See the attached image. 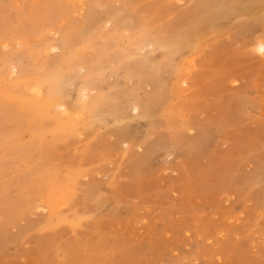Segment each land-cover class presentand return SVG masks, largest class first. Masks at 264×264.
<instances>
[{
	"label": "rangeland",
	"instance_id": "374dc122",
	"mask_svg": "<svg viewBox=\"0 0 264 264\" xmlns=\"http://www.w3.org/2000/svg\"><path fill=\"white\" fill-rule=\"evenodd\" d=\"M208 1L0 0V264H264V0Z\"/></svg>",
	"mask_w": 264,
	"mask_h": 264
},
{
	"label": "bare ground",
	"instance_id": "6f19581e",
	"mask_svg": "<svg viewBox=\"0 0 264 264\" xmlns=\"http://www.w3.org/2000/svg\"><path fill=\"white\" fill-rule=\"evenodd\" d=\"M190 1H192V0H190ZM246 2V4H249V3H252V4H254L255 5V8H257L256 7V4H255V2H256V0H255V2L253 3V1L254 0H245ZM206 2V3H205ZM205 2H204V5L203 6H206L205 8H202V13H206V11L207 10H210L211 8H212V6H211V3L208 1V0H205ZM191 6L193 7V6H196V5H194L193 3H191ZM215 8H219V7H215ZM216 10V9H215ZM244 11H248V9H243ZM242 10V11H243ZM198 14V11L194 8L193 9V11H192V13H191V15H193V19H192V29H191V32H190V35L192 36V39H194V41H197V40H199V38H200V35L198 34V32H199V29H197V27H199V25H202V24H204V25H206L207 24V29L208 30H214L215 29V27H216V24H217V20H219L217 17H214V15H209L208 16V14H206V16L205 17H208V18H199V20H198V18L196 17V15ZM221 18V17H220ZM108 23H109V25L110 24H113V30L114 31H117V29H118V27H117V23L115 22L114 23V21L112 22V20H109L108 21ZM188 33H186V35H187ZM263 37V36H262ZM60 39V38H59ZM57 40V39H56ZM149 43V42H148ZM152 45H157L158 44V41H153L152 43H151ZM142 45V44H141ZM148 45V44H147ZM132 46V45H131ZM134 46V45H133ZM161 46V45H160ZM140 47V46H139ZM50 49L51 50H57V49H60V50H62L63 49V45L61 44V43H57L56 42V44H51L50 45ZM254 49L259 53V54H261V55H264V40L262 41H258V39H257V42L254 44ZM13 56V55H12ZM64 57V56H63ZM20 60V59H19ZM100 63H101V58H98V61L95 63V65L96 66H94V64H93V62H90L89 63V65H87V64H79V69L80 70H83V71H85V74H87L86 76H88L89 74H91L92 72H93V70L92 69H94V70H97V67H100ZM63 66V65H62ZM10 67H12V66H10ZM101 68V67H100ZM13 70L11 71V74L12 73H14L16 70H20V66L18 65V66H14L13 68H12ZM72 72H74V70H71ZM17 72V71H16ZM80 72V71H79ZM84 74V73H83ZM43 76V75H42ZM74 76H76V75H74ZM85 76V75H84ZM86 76H85V78H86ZM66 77V76H65ZM68 77V76H67ZM83 77V76H82ZM74 78V77H73ZM84 78V79H85ZM38 83L35 85V87H34V91L36 92V95H38L39 97H40V101H39V103L38 104H36L37 105V107H39V108H32V107H30L32 110L34 109V110H42L43 111V113L45 112V111H47L49 108H50V104H54V105H58L59 104V102H57L56 101V99H57V97L60 95L59 93H58V91H57V88H55V87H53V86H45V81H44V77H43V79L41 80H38L37 81ZM182 82H184V81H182ZM87 83H88V79H87ZM31 85H33V84H31ZM89 85H90V83H89ZM89 85H87V86H85L84 88H82V90H81V95L79 94L80 93V91L78 92V95H80L82 98L81 99H83L84 100V102H85V106H84V111L86 112V113H88V114H91V113H93V112H95V110L97 111V110H108L109 109V107H110V105H111V98H107V96H104V94L105 93H100L99 91H97V93L98 94H96V95H93V93H91V91L92 90H89L88 91V89H89ZM43 87H44V89H43ZM34 91H32V93L34 92ZM79 96V97H80ZM17 98V97H16ZM91 98H92V100H91ZM18 100V99H17ZM25 103V102H24ZM26 103L28 104V103H30V100L29 101H26ZM31 104V103H30ZM61 105V104H60ZM29 106V105H28ZM31 106V105H30ZM140 107V108H139ZM114 109V108H113ZM136 113H138L139 112V109L141 110V114H145L146 115V112H145V108L141 105H139V104H135L134 106H133V108H132ZM39 113V112H38ZM115 113H119L118 115H119V119H121V120H124V119H126L127 121H128V119H127V115H125V113L123 112V109H122V106L121 107H119V111H116ZM35 114V113H34ZM103 114V113H102ZM39 115V114H38ZM43 115V114H42ZM80 115H81V113H80ZM78 116V115H77ZM115 116V115H114ZM113 116V117H114ZM116 117H117V115H116ZM40 119L42 118L41 116L39 117ZM132 118V117H131ZM118 119V118H117ZM19 129V128H18ZM179 167L180 166H177L176 165V167H174V169H173V172H179ZM7 243V242H6Z\"/></svg>",
	"mask_w": 264,
	"mask_h": 264
}]
</instances>
